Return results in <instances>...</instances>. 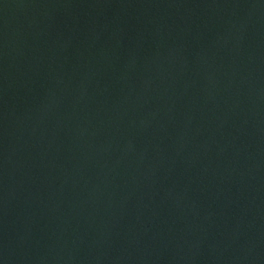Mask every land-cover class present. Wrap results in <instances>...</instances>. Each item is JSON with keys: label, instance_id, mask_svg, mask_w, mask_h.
Returning <instances> with one entry per match:
<instances>
[{"label": "water", "instance_id": "obj_1", "mask_svg": "<svg viewBox=\"0 0 264 264\" xmlns=\"http://www.w3.org/2000/svg\"><path fill=\"white\" fill-rule=\"evenodd\" d=\"M0 264H264V0H0Z\"/></svg>", "mask_w": 264, "mask_h": 264}]
</instances>
